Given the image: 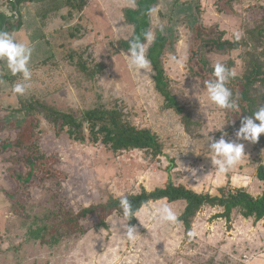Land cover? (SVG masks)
<instances>
[{"label": "rangeland", "instance_id": "374dc122", "mask_svg": "<svg viewBox=\"0 0 264 264\" xmlns=\"http://www.w3.org/2000/svg\"><path fill=\"white\" fill-rule=\"evenodd\" d=\"M93 1L84 18L77 16L67 25H80L81 37L71 38L69 47L81 53L89 69L96 68L94 78L84 77L86 72L70 64L66 45H55L51 38L50 45L33 40L28 32L35 33L37 27L29 18L19 32H11L33 49L31 87L23 97L41 93L49 102L74 112L102 103L118 106L130 122L159 137L162 151L157 155L147 148L113 152L101 141L90 140L88 134L83 142L66 132L57 135L54 125L42 117L16 125L20 96L2 77L11 73L0 61V105L4 108H0V264H264V219H246L235 211L230 222L216 217L222 211L219 206H204L185 232L179 220L169 224L153 219L155 209L165 204L177 217L183 211L184 202L166 199L150 202L137 213L134 240L123 235L120 225L127 222L118 213L108 218L107 228L99 226L96 214L81 218L86 233L65 237L54 247L28 240L31 228L56 223L112 195L163 186L169 174L174 183L197 192L218 194L221 188L244 187L257 196L264 190L256 176L258 165L264 163L263 134L256 143L236 141L245 145L246 154L227 174L217 173L207 147L209 136L219 139L227 133L226 139L236 140L235 132L246 116L242 111L245 94L251 84L261 88L264 75L251 72L248 63L250 53L264 61L263 49L248 31L264 25V0H198L195 28L183 19L176 21L175 0H148L155 11L149 27L152 39L143 42L146 57L156 35L173 27L175 43L166 49L163 62L169 87L185 108L183 113L168 107L156 90L151 64L142 72L128 67L126 41L134 26L127 15L138 0ZM236 32L241 33L239 40ZM241 39L248 44L237 45ZM206 43L211 47L204 48L203 56L210 66L230 65L239 78L229 77L227 82L237 110L220 109L208 99L203 82L214 77L198 61L200 47ZM32 163L38 171L26 180Z\"/></svg>", "mask_w": 264, "mask_h": 264}, {"label": "trees", "instance_id": "16d2710c", "mask_svg": "<svg viewBox=\"0 0 264 264\" xmlns=\"http://www.w3.org/2000/svg\"><path fill=\"white\" fill-rule=\"evenodd\" d=\"M28 1L35 2L39 5L36 12L41 20L40 23L34 24L37 28L35 33H33L35 35V39L33 40H45L50 45L53 44V42H49L51 38L54 39L55 45H66L68 49L65 51V54L70 64L76 65L79 71L86 72L87 74H84V77H96V68L89 69L86 61L82 60L81 53L69 47L71 38L77 39L81 37V28L78 23L67 24L83 12L88 0H17L16 3L20 4L21 2ZM8 2L10 1L8 0ZM199 2L198 0H187L185 3H182L180 0H175L173 11L176 21L178 22L179 19H183L190 27L195 28V25L199 21ZM151 9L153 7L148 0H140L136 9L129 10L127 18L134 25L133 35L129 40L138 38L141 43L145 42L151 25ZM15 16H18V18H15ZM25 16L20 8L17 9L13 16H8L5 12L0 11V31H8L9 33L18 31L25 24ZM55 17H59L61 20L53 28L52 33H50L52 36H49L48 33H45L44 27L47 26V22L54 21ZM173 29V27H169L167 32H160L156 35L148 49L147 58L154 70L153 79L156 90L164 97L168 107H174L179 113H183L185 108L179 103L178 98L172 93L169 87L170 83L163 62L166 49L173 48L175 43ZM248 35L255 40V43L257 42L259 47H262V53L264 54V25L259 24L255 26L254 29L248 31ZM60 36L61 41H59ZM213 36L215 37V35ZM129 40L126 41L127 44H129ZM238 44L246 45L248 41L241 39ZM209 45V43L201 45L200 51L198 52V61L205 70L213 73V66H210L209 61L203 56L204 48ZM49 58L44 61H47ZM229 66L226 68L229 69ZM248 67L251 68V72L256 70L258 73L264 75V61L257 54L250 53ZM191 72L193 74L196 73L192 69ZM251 72L245 73L241 77V80L244 81ZM2 77L7 79L11 85L20 79L19 75L13 76L12 74L6 73ZM33 78L35 79V77ZM232 78L238 77L235 75ZM260 86L261 88H258L255 86V83L251 84L245 94V106L242 108V111L246 116L252 115L259 107L264 106V76L260 79ZM26 93H29V88ZM18 96H20L21 106L16 110L19 114L17 122L15 123L16 125L22 126L27 118L30 117H35L38 121L42 117L54 125L57 135L66 132L72 139L83 142L87 139L88 134L90 140L93 142L101 141L113 152L147 148L151 149L154 155H157L162 151V143L159 137L149 128H142L130 122L118 106H109L108 104L102 103L74 112L49 102L41 93L28 97H23V95ZM0 108L4 109L1 105ZM184 119L188 122L186 116H184ZM7 123L8 121L2 124L1 127ZM257 123L259 122L257 121ZM36 124H34V127H36ZM262 140H264V134ZM36 170L38 171V167L36 168V165L32 163L31 172L26 177V180H29ZM167 170L169 171V168ZM256 176L264 186V163L261 162L258 165ZM124 196L128 198L133 211L136 213V217H133L127 223L134 225L137 224V213L143 206L150 202L164 199L169 202L182 201L185 203L183 211L178 216V220L182 222L185 232L191 230L193 218L204 206H219L222 208V211L216 217H224L230 222L235 211L246 219H253L254 221L264 219V190L257 196H254L244 187L230 189L229 191L221 188L218 194L197 192L183 184L174 183L169 174L168 181L163 186H156L153 189H147L143 186L137 192H131L123 196L112 195L106 202L82 207L78 213H71L65 218L56 220V223L50 225L45 224L37 229L31 228L28 231V240L30 239L33 242L36 241L41 245L49 247L59 245L65 237L86 233V230L82 229L80 225V219L92 214L98 216L99 226L107 228V220L114 213H118L124 217L119 203L120 199Z\"/></svg>", "mask_w": 264, "mask_h": 264}, {"label": "clouds", "instance_id": "9594fccd", "mask_svg": "<svg viewBox=\"0 0 264 264\" xmlns=\"http://www.w3.org/2000/svg\"><path fill=\"white\" fill-rule=\"evenodd\" d=\"M151 11H155V9H151ZM234 36L236 40H239L241 33L236 32ZM147 39H152L150 33L147 34ZM32 51L29 43L16 40L8 31H0V61L4 62V66L13 76L19 75L20 77L12 85L11 90L14 94L24 95L31 87L32 72L29 63ZM128 55V67L131 71L142 72L150 67L145 45L138 38L129 41ZM173 59L175 58L173 57ZM212 75L214 79L203 82L208 99L220 109L237 110L239 106L232 99V91L227 87L229 77H234L235 73L227 69L224 64L216 63L213 66ZM194 87L199 88V81ZM261 134H264V106L259 107L252 115L242 118L241 126L235 132V141L226 139L227 133H223L219 139L209 136L207 147L213 153L211 163L217 173L227 174L245 156V145L236 141L245 140L256 143ZM119 203L126 222L136 217L126 196L122 197ZM153 219L159 223L175 224L178 222L177 215L167 204L155 209ZM120 228L123 230V235L129 240H134L138 235L137 226L134 224L123 223Z\"/></svg>", "mask_w": 264, "mask_h": 264}, {"label": "crops", "instance_id": "0c3cea01", "mask_svg": "<svg viewBox=\"0 0 264 264\" xmlns=\"http://www.w3.org/2000/svg\"><path fill=\"white\" fill-rule=\"evenodd\" d=\"M139 1L140 0L137 1L136 6H138ZM16 2H17V0L10 1V2H8V0H0V11L5 12L8 16H13L15 14V12L17 11V9L20 8L21 9V12L26 15L25 16V19L26 20L28 18H31L29 20L31 22V24H32V22L34 24L41 22L40 17H38V14L36 12L37 9H38V7H39V5L37 3L28 1V2H21L20 4H18ZM94 2L95 1H93V0H88L87 6L84 8L83 12L80 13L79 15H77L80 20L86 16L85 15L86 11L89 9V6L91 4H94ZM157 2H160V0H157ZM174 3H175V1L173 2V4ZM136 6L133 9H136L137 8ZM15 18H18V16H15ZM60 20L61 19L59 17H55V20L54 21L56 23V26L58 25V23L60 22ZM129 23H130V21H129ZM54 27L55 26L53 25V21L47 22V26L44 27L45 33H48L49 36H52L50 33H52V30H53ZM19 31H20V29L18 31H15V32H19ZM28 34H30L31 36H33V38L35 39V35L33 33L28 32Z\"/></svg>", "mask_w": 264, "mask_h": 264}, {"label": "built area", "instance_id": "2783aa9c", "mask_svg": "<svg viewBox=\"0 0 264 264\" xmlns=\"http://www.w3.org/2000/svg\"><path fill=\"white\" fill-rule=\"evenodd\" d=\"M10 1H14V0H10Z\"/></svg>", "mask_w": 264, "mask_h": 264}]
</instances>
